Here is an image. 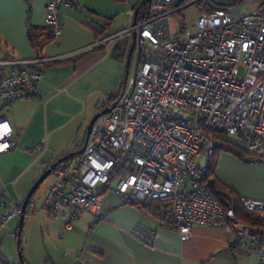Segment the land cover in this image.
Instances as JSON below:
<instances>
[{"label": "built area", "instance_id": "obj_1", "mask_svg": "<svg viewBox=\"0 0 264 264\" xmlns=\"http://www.w3.org/2000/svg\"><path fill=\"white\" fill-rule=\"evenodd\" d=\"M198 1L151 0L145 18L89 47L135 36V64L121 94L103 108L110 111L94 122L82 153L53 169L55 181L41 210L62 217L69 231L82 212L98 211L107 192L126 205L164 201L181 242L190 239L194 225L223 228L234 234V243L246 240V250L264 264V236L253 234L235 213L237 207L264 213V195L220 201L204 181L221 143L264 165V0L235 17L219 9L200 13L191 27L173 26L174 15ZM74 3L47 1L46 26L54 36L61 30L60 8ZM129 14L134 18L135 9ZM44 62H0L11 67L0 79V101L31 97ZM5 144L0 154L16 146L12 128L0 118V145ZM0 207L1 231L20 216L22 202L0 200ZM134 234L150 242L143 230Z\"/></svg>", "mask_w": 264, "mask_h": 264}, {"label": "crops", "instance_id": "obj_2", "mask_svg": "<svg viewBox=\"0 0 264 264\" xmlns=\"http://www.w3.org/2000/svg\"><path fill=\"white\" fill-rule=\"evenodd\" d=\"M47 1L0 0V62L46 61L38 66L41 78L31 97L8 105L0 101V118L9 123L16 143L14 149L0 154L1 201L23 202L32 185L51 164L82 147L86 125L92 119L90 116L101 112L109 98L120 95L124 87L123 58L117 59L114 52L124 50L128 55L132 38L129 37V47L125 46L126 37L103 46L89 47L126 29L110 31L123 12L127 13L130 23L133 22L129 13L138 0H75L73 7L59 10L60 33L37 51L30 46L28 29L46 27ZM171 21L173 26L180 25L174 17ZM82 50L84 52L77 53ZM10 70V66H0V79ZM214 173L238 197L260 199L264 195V165L261 163L243 162L229 153L220 152ZM54 181L53 175L43 198ZM107 193L115 199L101 197ZM107 193L100 196L98 211L78 215L72 229L66 231L60 242L55 240L56 237H41L45 250L26 255L25 263L258 262V255L244 247L246 240L234 243L231 231L194 225L190 239L181 242L176 230L148 208L123 204L115 194ZM45 214L49 217L46 211ZM58 219L61 224L53 223ZM42 221L44 234L50 231L59 233L64 224L62 217L52 219V222L45 218ZM136 229L146 232L150 242L137 237L134 234ZM1 241L4 245L6 240L1 237L0 264H9L12 254Z\"/></svg>", "mask_w": 264, "mask_h": 264}, {"label": "rangeland", "instance_id": "obj_3", "mask_svg": "<svg viewBox=\"0 0 264 264\" xmlns=\"http://www.w3.org/2000/svg\"><path fill=\"white\" fill-rule=\"evenodd\" d=\"M189 1V0H187ZM208 5L206 7V11L209 10V8L213 5H216V3L225 4L224 8L229 13V15L235 17L240 14H243L247 12L250 8L255 6L257 3H259V0H240L239 2L233 4V0H207ZM201 10L199 5L196 3L191 4L190 6L183 9L180 13H176L174 15V18L178 21L179 24H183L186 27H191L195 24L198 16L200 15ZM131 25L129 18L127 16L126 12H123L120 17L117 18L115 23L112 25L110 31H114L118 28H128ZM126 43L125 46L129 47V37H126ZM127 63V54L123 57L122 60V87L124 84L125 77L132 71L133 66L135 64V53L132 54L130 59L129 67L126 66ZM242 75V71H240V76ZM90 116V115H88ZM93 115L90 116V119ZM87 127V125H86ZM84 126V129L86 128ZM53 175L51 174L47 179L40 185L39 189L34 193V196L32 197V207L30 208V211L40 210L43 211L42 213H36L32 214L30 211L25 215L23 220V227L20 233V248L19 252L21 253L22 259L25 258L28 254H39L41 251L43 252L45 250V246L42 244V238L41 237H56L55 240L57 242H60L63 237H65L66 231H64L63 228L59 231H50L49 233H43L42 232V219H48L52 222V218H49L46 216L45 211L41 210L42 204H43V193L48 186V184L52 181ZM107 197L108 199H115L111 194L107 193L105 195H102L101 197ZM85 213V212H82ZM81 213V214H82ZM80 214V215H81ZM12 221L7 224V226L0 231V240L1 237H4L6 242L2 245L7 249L10 254H12L11 259H8L9 264H18L19 263V255H18V249L16 246V239L12 236V232L17 233L18 225H19V218L14 217L11 219ZM61 221L58 219L57 221L53 222L55 224H59ZM61 224V223H60ZM73 225V223H72ZM12 228L11 230H8V228ZM45 228V227H44ZM45 231V230H44ZM47 248V247H46ZM65 252V251H63Z\"/></svg>", "mask_w": 264, "mask_h": 264}, {"label": "trees", "instance_id": "obj_4", "mask_svg": "<svg viewBox=\"0 0 264 264\" xmlns=\"http://www.w3.org/2000/svg\"><path fill=\"white\" fill-rule=\"evenodd\" d=\"M240 0H233V4L239 2ZM197 4L200 7L201 13H212L215 10H225L224 5L221 3H216V5H213L209 8V10L206 11V7L208 5L207 0H199ZM150 4L147 3L146 1L143 2L142 0H138L135 5L133 6L134 9H137V15H136V20L140 21L143 18H145L147 11L149 9ZM226 11V10H225ZM182 28L185 26L180 24ZM54 35L49 29V27L45 28H32L29 27L28 29V40L30 43V46L34 48L35 50L39 51L43 44L47 41L53 40ZM124 46V45H123ZM115 57L117 59H122L126 54L125 51L121 53L114 52ZM119 95L115 97H110L108 102L111 103L113 100H115ZM220 152H226L237 159L243 161V162H257V159L252 157L249 153H247L245 150L240 149L239 147H236L234 145H231L229 143H221L219 147L216 148L214 154L209 158V163L206 168V174L204 181L207 184V187L210 191V193L217 199L222 201L223 198H233L237 199L238 196H236L231 188L228 186L224 185L222 182H220L216 177H215V166H216V161H217V156ZM71 158L67 159L65 162H68ZM32 198L29 201V204L31 203ZM29 204L26 208L25 215L30 211ZM138 208H148L151 212L155 213L157 216H159L163 221H166L168 225L170 224L169 218L166 215V208L167 204L164 201H149L145 202L143 204H136L134 205ZM31 212V211H30ZM236 213V218L243 222L245 225H247L251 232L256 235H262L264 236V213H247L242 211L239 207L236 208L235 210ZM16 234V232H15ZM16 239V235H15ZM20 248V245H19ZM18 248V250H19ZM23 263H25L24 259ZM18 264H21L20 261Z\"/></svg>", "mask_w": 264, "mask_h": 264}, {"label": "water", "instance_id": "obj_5", "mask_svg": "<svg viewBox=\"0 0 264 264\" xmlns=\"http://www.w3.org/2000/svg\"><path fill=\"white\" fill-rule=\"evenodd\" d=\"M143 2H147L150 4L151 0H142ZM185 0H174V4L175 5H178L182 2H184ZM137 9H135V14H134V18H133V24H135L136 22V15H137ZM134 37L133 36L132 38V43L130 45V48L128 50V55H127V63H126V66L128 67L129 63H130V59H131V56H132V53H133V50H134ZM125 81V80H124ZM110 111V109H103L101 112L97 113L96 115H94L92 117V119L90 120L87 128H86V134H85V139H84V143L82 145V147L75 151V152H72V153H69L68 155L60 158L59 160H57L56 162H54L53 164H51L39 177L38 179L35 181V183L32 185V187L30 188V190L28 191L26 197L24 198L23 202H22V208H21V214L20 216L18 217L19 218V225H18V229H17V233H16V246H17V249L19 248V245H20V233H21V230H22V227H23V220H24V217H25V211H26V208L29 204V201L30 199L32 198L33 194L39 189L40 185L46 180L47 177H49L52 173H53V169L58 165V164H61L63 162H65L67 159L69 158H72V157H75L79 154L82 153V151L84 150L86 144H87V141H88V137H89V134H90V130L94 124V122L101 116V115H104L106 113H108ZM18 255H19V260H20V263L21 264H24L23 263V260H22V256H21V253L19 252L18 250Z\"/></svg>", "mask_w": 264, "mask_h": 264}, {"label": "clouds", "instance_id": "obj_6", "mask_svg": "<svg viewBox=\"0 0 264 264\" xmlns=\"http://www.w3.org/2000/svg\"><path fill=\"white\" fill-rule=\"evenodd\" d=\"M3 127H5V128H6V127H7V125H4ZM7 146H8V145H6V144H5V145H0V150H3V149H4V148H6Z\"/></svg>", "mask_w": 264, "mask_h": 264}]
</instances>
